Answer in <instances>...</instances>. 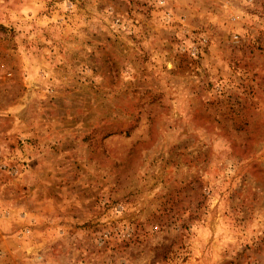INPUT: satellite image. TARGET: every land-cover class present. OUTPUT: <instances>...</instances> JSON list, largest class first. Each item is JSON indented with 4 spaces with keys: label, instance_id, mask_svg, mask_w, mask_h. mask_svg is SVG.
<instances>
[{
    "label": "rangeland",
    "instance_id": "obj_1",
    "mask_svg": "<svg viewBox=\"0 0 264 264\" xmlns=\"http://www.w3.org/2000/svg\"><path fill=\"white\" fill-rule=\"evenodd\" d=\"M0 264H264V0H0Z\"/></svg>",
    "mask_w": 264,
    "mask_h": 264
}]
</instances>
